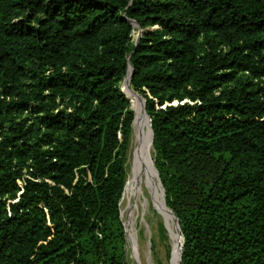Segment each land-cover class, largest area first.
I'll use <instances>...</instances> for the list:
<instances>
[{"label": "trees", "instance_id": "trees-1", "mask_svg": "<svg viewBox=\"0 0 264 264\" xmlns=\"http://www.w3.org/2000/svg\"><path fill=\"white\" fill-rule=\"evenodd\" d=\"M131 69L180 264H264V0H0V264H128Z\"/></svg>", "mask_w": 264, "mask_h": 264}, {"label": "rangeland", "instance_id": "rangeland-1", "mask_svg": "<svg viewBox=\"0 0 264 264\" xmlns=\"http://www.w3.org/2000/svg\"><path fill=\"white\" fill-rule=\"evenodd\" d=\"M124 88L129 95L127 84H123V90ZM144 120L146 129L143 133L140 129L139 116L133 130L127 164L128 183L121 202L122 220L128 231V264H178L171 230L153 197L150 175L144 162L140 179L136 175L140 151L146 152L158 190L165 202V193L155 166L156 154L152 146V130L145 111ZM171 213L173 212L171 211ZM173 225L179 238L180 247H182L183 238L180 228L178 224L177 227L174 223Z\"/></svg>", "mask_w": 264, "mask_h": 264}, {"label": "bare ground", "instance_id": "bare-ground-1", "mask_svg": "<svg viewBox=\"0 0 264 264\" xmlns=\"http://www.w3.org/2000/svg\"><path fill=\"white\" fill-rule=\"evenodd\" d=\"M125 84H127V91H128V94H132V96L130 95H127L126 91H125V88H124V92L126 93V95L129 97H131L130 100L133 101V103L135 104L136 108H137V113L139 114V124H140V129H141V132L143 133L146 129V126H145V120H144V107H143V103L142 101L132 92V90L130 89V86H129V83L128 81L125 82ZM146 113V112H145ZM147 115V114H146ZM148 117V116H147ZM149 119V118H148ZM138 159V158H137ZM143 162L146 164V170H148L149 172V175H150V184H151V190H152V194H153V197L155 198V200L157 201L161 211L163 212L164 214V217L166 218V220L168 221V224H169V227H170V230H171V236L173 238V241L175 243V246H174V251H175V254H176V257L178 259V264L181 263V253H182V249H183V243H182V248L180 247V243H179V238L177 236V232H176V229L173 225V221H172V218H171V215L170 213L167 211V206L166 204L164 203V200H163V196L160 194L159 190H158V186H157V183L154 179V174H153V171H152V168L151 166L149 165V160H148V154L145 152V153H142L140 151V157H139V162H138V166H137V169H136V175L137 177L139 178L141 172H142V168H143ZM140 179V178H139ZM141 194V192H140ZM140 196V195H139ZM142 200V199H141ZM184 242V240H183Z\"/></svg>", "mask_w": 264, "mask_h": 264}, {"label": "water", "instance_id": "water-1", "mask_svg": "<svg viewBox=\"0 0 264 264\" xmlns=\"http://www.w3.org/2000/svg\"><path fill=\"white\" fill-rule=\"evenodd\" d=\"M137 29H139V27L136 25L135 26ZM138 36H140L139 34H138ZM132 76H133V70L131 69V71H130V75H129V78L126 80V81H128V83H129V85H130V80H131V78H132ZM123 94L126 96V98L127 99H129V97L126 95V93L123 91ZM130 100V99H129ZM142 101V100H141ZM142 103H143V107H144V111L146 112V103L144 102V101H142ZM147 113V112H146ZM149 118V117H148ZM135 123V122H134ZM134 123H133V129H134ZM150 127H151V124H150ZM151 130H152V127H151ZM152 135H153V131H152ZM153 141H154V137L152 136V146H153ZM161 183V182H160ZM162 186V185H161ZM163 188V187H162ZM164 190V189H163ZM174 215V214H173ZM175 217V216H174ZM176 219V218H175ZM176 222H177V224H178V226H179V223H178V220L176 219ZM183 246H184V242H183ZM182 259V258H181Z\"/></svg>", "mask_w": 264, "mask_h": 264}]
</instances>
